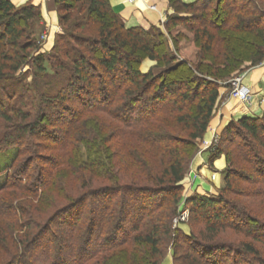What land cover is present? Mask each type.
Instances as JSON below:
<instances>
[{"label":"trees","instance_id":"trees-1","mask_svg":"<svg viewBox=\"0 0 264 264\" xmlns=\"http://www.w3.org/2000/svg\"><path fill=\"white\" fill-rule=\"evenodd\" d=\"M80 1L84 0H55L58 12L62 13L59 16L61 24L69 21L73 3ZM85 1L87 18L82 26H85V22L90 23L93 20V23L99 26L97 36L68 37L76 42L81 50L73 49L70 42H64L67 38L61 37L66 46L62 45L63 48H60V55L64 54L70 59V64L63 65L60 57L49 60L52 69L57 73L59 84L56 83L48 93L35 92L37 98L34 102L28 93L29 88L24 84L21 70L24 66L33 64L39 73L45 74V57L43 54L34 57L28 55V50H39L35 40L31 39L26 43L20 40L25 34V26L38 14V7L28 5L16 8L11 0H0V45L2 48L8 47L10 51L5 60H0V118L13 122L12 117H15L24 123L12 125V129L0 136V175H4L0 183V194L20 190L33 196V199L37 198L50 181L42 177L45 173L39 171L35 178L30 177L34 179L29 182L27 174L29 175L32 159L20 163L19 159L25 152H31V157L37 155V145L33 144L31 139L37 141L44 138L53 145L47 147V150L59 151V155L47 161L48 165L57 168L72 162L71 157L77 155L75 137L83 120L82 114H105L123 127L124 137L132 138L162 115L189 110L193 117L191 128L196 130V133L191 134V139L200 138L212 117L220 88L218 77L211 75L202 58L212 52V46L219 44L222 33L232 29L256 33L262 42V46L259 45L260 48L256 49V61L264 59V27L261 25L264 22V12L255 11L256 5L249 7L248 3L238 6L240 0H197L191 4L168 0L177 14L167 17L165 29H180L191 34L193 43L199 46L200 53L195 63L190 62L197 73L191 70L187 79L166 84L162 80L164 72L158 76H153L151 72L141 73L140 61L137 59L138 55H144L151 61L167 59L169 64L171 63L172 58L164 51L167 44L162 32L155 27L149 30L127 29L111 9L110 0ZM257 1L263 3L262 0ZM253 2L250 0V4ZM218 5L222 6L221 11L217 8ZM234 8L240 10L236 15L239 21L230 25V15L238 11ZM178 9L183 12L178 13ZM178 66L175 65L171 69L176 70ZM202 74L213 76L216 80L209 81L202 77ZM33 86L38 87L36 81ZM26 106H31L34 113L29 109L25 110ZM69 118L75 119L69 127L64 124L65 127H60L56 134L49 130ZM234 129V134L243 144L240 151L245 158L247 156V160L258 166L255 171L264 186V161L253 148L254 145L257 150L263 149L264 115L243 117L232 122L223 134L233 133ZM71 130H74V135ZM142 139L147 143L150 139L149 144L163 150L170 157L169 165L159 180L151 181V185L147 186L133 183L120 185L116 182L113 185L89 189L76 199L68 198L69 201L61 204L46 223L35 225L37 230L30 237V234L14 237L17 251H13L7 260L4 257L5 263L89 264L101 255L138 240L133 237L132 232L137 230L139 222L154 216L168 202V196L181 191L180 183L185 175L182 162L177 158L178 151L182 149V142L166 136H158L155 139V136L142 135ZM107 144L109 145L102 144L96 149L98 154L101 152L108 160L106 170L111 168L106 176L115 170L114 168L128 162L126 142L123 150L111 146L112 143ZM94 147L98 148L96 145ZM219 156L220 152L213 154L212 160ZM229 172L240 174L237 169L227 171L225 179L228 183L231 181ZM109 180L111 181V178ZM188 204L191 210L196 209L197 214L205 218L211 237H214L218 228H230L264 243V226L249 220L247 214L230 208L223 195H194L188 199ZM85 207L90 208L87 222L79 223L82 218L81 211ZM97 210L100 211L98 214ZM26 215L32 216L34 213L31 215L21 205L7 204L0 199V220L7 216L15 219L16 231L30 228L29 223L19 218ZM106 217H109L110 221L112 218L113 222L100 227V222ZM169 231L179 242L187 245L194 242V249H200L194 259H185V264H227L229 261L230 264H243L244 258L247 259L251 252L248 247L240 250L219 244L199 243L191 234L186 235L180 229ZM1 235L7 234L0 227V238ZM142 241L150 247L151 257L158 255L157 242L153 240V236H148ZM42 250L40 257L38 252ZM150 262L158 264L157 259Z\"/></svg>","mask_w":264,"mask_h":264},{"label":"rangeland","instance_id":"rangeland-1","mask_svg":"<svg viewBox=\"0 0 264 264\" xmlns=\"http://www.w3.org/2000/svg\"><path fill=\"white\" fill-rule=\"evenodd\" d=\"M32 1L27 0L17 5L12 4L16 8H21L33 5ZM253 1L250 4V0H240L238 6L249 3V7L256 5L255 11L264 12V0H262V4L257 0ZM131 2L132 0H128V3ZM164 2L168 6V11L153 27L159 29L164 35L167 44V49L164 51L169 53L168 56L172 58V61L168 59L171 62L170 64L167 59L151 61L144 55H138L137 59L140 61L139 70L141 73L151 72L153 76H158L164 72L165 75L162 80L167 84L179 79H187L191 70L196 72L190 62L195 63L197 61L200 49L198 45L193 43L192 35L188 32L180 29L170 28V31L165 29L164 25L167 17L177 13L168 0H164ZM49 5H52L55 12L54 22L47 15ZM86 5L85 0L73 3V8L69 12V21L62 24L59 22L61 12H58L55 0H40V5L35 6L38 7V14L25 26V34L20 40L22 43H26L31 39L35 40L38 43L39 50L37 52L28 50V55L34 57L43 54L45 57V74L39 73L33 64L24 66L21 70L24 84L29 88L28 93L34 102L37 98L35 92L48 93L50 89L52 90L55 87L56 83L59 84V80L56 78L57 73L52 69L49 60L60 57L63 65L70 64V59L64 54L60 55V48L66 46L61 37L64 36L63 38L68 39L72 36L82 38L97 36L99 26L93 23V20L90 23L85 22V26H82L83 21L87 18L85 17ZM132 6L134 7V5ZM152 8L149 7V10ZM217 8L221 11L222 6L218 5ZM234 9L238 11L230 15V25L239 21L236 15L240 10L238 8ZM179 12H183V10L178 9ZM261 25L264 27V22ZM67 39L64 42H70V47L81 50L76 42ZM261 44L262 42L256 33L238 32L232 29L227 33H222L219 44L216 47L212 46V52L203 56L202 61L207 64V70L212 73L211 75L215 74L218 77L217 81L220 88L206 131L196 140L191 139V134L196 133V130L191 128L193 117L189 110L177 114L162 115L157 121L143 127L140 130L141 132L135 134L132 138L124 137L123 127L105 114H82V123L76 131L75 138L77 141L74 140L77 147L76 152H74L77 155L71 157L72 162L70 161L64 166L58 165L57 168H52L47 163L48 160L59 155L58 150H47V147L53 146L51 142L44 140V138L37 141L31 139V142L37 145L35 148L37 155L31 157L29 156L32 154L31 152H25L18 162H26V160L32 159L33 166L29 167V175L27 174L29 182L32 181L31 179L34 176L36 177L39 171H42L43 174L45 173L42 177L48 179L50 183L35 199L30 194L20 190L0 194V199H3V202L21 205L31 215L34 213L32 216L19 217L30 225V228L27 230L23 228L20 232L16 231L17 222L12 217L7 216L0 220L1 230L7 234L1 235L0 238V246H2L0 247V264H6L5 261L12 252L17 251L14 237L23 236L24 234H30V237L37 230L36 224L46 223L56 209L60 208L68 198L76 199L89 189L113 185L116 182L120 185L133 183L147 186L151 185V181L159 180V177H162L165 168L169 165L170 157L163 150L149 144L150 139L148 143L145 142L142 135L146 137L155 136V139L158 136H166L182 142V149L177 154V158L182 162L185 169L184 179L180 183L182 189L179 193L168 196V202L158 213L139 222L137 230L131 231L133 237H137L138 240L128 242L124 246L101 255L89 264H150V260L154 261V259H157L158 264H185V259H194L200 253V249H194V242L191 245L179 242L178 239L173 238L170 229L172 231L180 229L186 235L191 234L197 242L203 244H219L240 250H245L248 247L251 252L247 259L244 258L245 262L243 264H264V243L230 228H216L217 232H215L214 237H211L207 231L205 218L199 216L196 209L191 210V206L188 204V199L194 195L218 197L221 194L230 208L247 214L249 220L257 225L264 226V186L255 171L258 166L247 160V156L246 158L243 156L240 151L243 144L234 134L235 129L233 133L223 134L226 132V127L237 120L232 119L226 127H219L224 111H227L230 106L233 107L234 101L233 105L237 106L236 100L238 99L237 96L231 95L230 84L239 81L240 87L248 89L247 85L252 84V75L258 70L264 69V59L260 62L256 61L258 58L256 49L260 48ZM9 54L8 47L3 46L2 48L0 45V60H5ZM175 65L179 66L176 70H172L171 68ZM64 75L66 74L64 73ZM201 76L209 81L216 80L215 77L206 74ZM35 81L36 85L38 84L37 88L33 86ZM28 109L32 114L34 113L31 106H26L25 110ZM12 118L13 122H7L0 118V136L5 131L12 129V125L24 124L20 122L19 118ZM74 120L69 118L57 124V127H50L49 130L51 129L56 134L60 127H65L64 124L69 127ZM73 131L71 130V134ZM250 141L252 142V140ZM125 142L128 162L126 164L120 163L122 166L114 168L115 170L109 172L110 174L106 176L107 171L111 168L106 170L108 169V160L101 152L98 154L96 149H99L102 144L109 145L107 143H112L111 146L120 147L121 150ZM94 145L98 148H95ZM54 147L58 149L57 146ZM253 148L255 153L264 161V146L263 149L257 150L253 145ZM217 152H220V156L212 160L213 154ZM96 158L100 159L95 161ZM221 159L222 162L219 164ZM231 169H237L240 174L235 175L229 172L231 181L228 183L225 176L227 171ZM31 176L33 177L30 178ZM3 178L4 175H0V183ZM109 178H111V181ZM89 210V207L82 209V218L79 223L87 222ZM99 212L96 211L97 214ZM108 222L112 223L113 219L111 218L110 221V218L106 217L100 222L99 226L102 227ZM93 227H95V223H93ZM100 227H98V230ZM167 229L169 230L167 231ZM148 236H153V240L157 242L158 255L154 257H151L150 247L142 241ZM42 253L43 250L39 251L38 255L40 254L39 256L42 257ZM229 262L227 264H230Z\"/></svg>","mask_w":264,"mask_h":264},{"label":"crops","instance_id":"crops-1","mask_svg":"<svg viewBox=\"0 0 264 264\" xmlns=\"http://www.w3.org/2000/svg\"><path fill=\"white\" fill-rule=\"evenodd\" d=\"M27 0H11L15 5L23 3ZM185 4H191L196 0H181ZM32 4L34 6L40 5V0H33ZM113 12L120 18L124 26L127 29L131 28H142L144 30H149L151 27L158 24L166 11H168V6L164 0H133L128 3V0H110L109 2ZM134 5V7L132 6ZM48 7V17L52 22L55 19V12L52 9V5ZM149 7H153L149 10ZM252 84L247 85L250 95L248 101L236 100V105L222 114L223 118L219 122V127H226L231 120H239L243 117H260L264 115V69L258 70L252 75ZM231 105V104H230ZM220 127V128H221ZM222 127V128H223ZM222 159L219 160L221 164Z\"/></svg>","mask_w":264,"mask_h":264},{"label":"built area","instance_id":"built-area-1","mask_svg":"<svg viewBox=\"0 0 264 264\" xmlns=\"http://www.w3.org/2000/svg\"><path fill=\"white\" fill-rule=\"evenodd\" d=\"M133 1V0H132ZM232 93L231 95L237 96L238 100L247 101L250 95V91L246 88L239 86V81L230 84Z\"/></svg>","mask_w":264,"mask_h":264},{"label":"bare ground","instance_id":"bare-ground-1","mask_svg":"<svg viewBox=\"0 0 264 264\" xmlns=\"http://www.w3.org/2000/svg\"><path fill=\"white\" fill-rule=\"evenodd\" d=\"M235 99V98H234Z\"/></svg>","mask_w":264,"mask_h":264}]
</instances>
